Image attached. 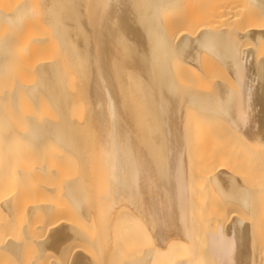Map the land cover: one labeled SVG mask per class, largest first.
Instances as JSON below:
<instances>
[{
	"label": "bare ground",
	"instance_id": "bare-ground-1",
	"mask_svg": "<svg viewBox=\"0 0 264 264\" xmlns=\"http://www.w3.org/2000/svg\"><path fill=\"white\" fill-rule=\"evenodd\" d=\"M23 261L264 264V0H0V264Z\"/></svg>",
	"mask_w": 264,
	"mask_h": 264
},
{
	"label": "rangeland",
	"instance_id": "rangeland-1",
	"mask_svg": "<svg viewBox=\"0 0 264 264\" xmlns=\"http://www.w3.org/2000/svg\"><path fill=\"white\" fill-rule=\"evenodd\" d=\"M208 21H209V20H208ZM71 171H72V170H71ZM71 171H70V172H71ZM238 171H239V170L236 171L237 176H239V174L243 175L244 171L240 170V171H242L241 173L238 172ZM70 172H68V173H70ZM237 172H238V173H237ZM74 173H75V174H74ZM74 175H77V173H76L75 171H74V172H71V174H68V177L71 176V178H72V177H74ZM48 196H49V194H48ZM232 196L234 197V195H232ZM45 197H47V196H45ZM45 197H44V198H45ZM215 197H216V196H215ZM77 242H78V241H77ZM141 242H142V241H141ZM87 249H88V251H89V253H90L89 256L93 257V256H92V255H93V254H92V250L90 251V248H87ZM85 251L87 252V250H85ZM87 254H88V252H87ZM93 258H94V257H93ZM31 259H32V258H31ZM49 260H54V259H53V257H51ZM12 261H14V259H13ZM23 262H24V264H25L26 261H23ZM203 262H204V261H203ZM21 263H22V262H21ZM21 263H20V264H21ZM26 264H27V263H26ZM202 264H204V263H202Z\"/></svg>",
	"mask_w": 264,
	"mask_h": 264
}]
</instances>
